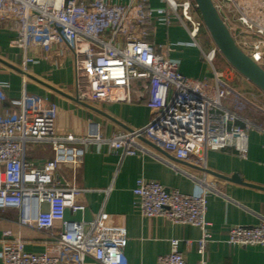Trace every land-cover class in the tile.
<instances>
[{
    "label": "built area",
    "instance_id": "obj_1",
    "mask_svg": "<svg viewBox=\"0 0 264 264\" xmlns=\"http://www.w3.org/2000/svg\"><path fill=\"white\" fill-rule=\"evenodd\" d=\"M162 1L163 8L153 7L151 0H0V28L7 22L13 31L9 46L21 51L23 73L36 61L29 48L64 45L75 53L78 102L115 100L118 90L122 93L118 101H146L152 111L149 122L139 128L124 127L106 137L99 123L92 121L86 136L63 138L56 130L57 104L47 96L28 93L24 85L21 98L12 101L18 109L0 112V210L16 211L21 226L51 237L59 255L30 251L21 234L6 229L0 233L2 264H84L88 256L101 264H129L125 227L106 226L100 215L93 220L66 215L67 209L73 213L85 209L84 189L63 179L58 168L63 163H80L86 147L94 142H109L122 156L151 154L200 167L206 190L199 193H182L140 177L134 195L144 217L199 227L197 264H209L207 199L218 177L209 173L207 153L231 147L239 158L247 159L250 131L264 132V127L243 111L248 103L263 113L264 108L224 79L214 64L220 52L216 46L203 52L213 76L194 79L180 72L179 61L170 56L169 43L151 42L156 22L179 21L193 38L205 24L195 16L198 8L192 0ZM226 2L237 13V44L260 63L264 0ZM244 31L254 38L249 39ZM6 100V85L0 82V105ZM30 147L48 148L51 155L36 164L28 158ZM56 222H61L60 231L54 230ZM179 243L172 239L171 250L159 255L156 264H188ZM228 243L264 246V222L230 227Z\"/></svg>",
    "mask_w": 264,
    "mask_h": 264
},
{
    "label": "crops",
    "instance_id": "obj_2",
    "mask_svg": "<svg viewBox=\"0 0 264 264\" xmlns=\"http://www.w3.org/2000/svg\"><path fill=\"white\" fill-rule=\"evenodd\" d=\"M214 2L220 5V13L229 5L226 0ZM151 4L156 8L165 6L162 0H151ZM151 30V42L157 46L171 45L170 56L179 61L183 75L194 79L213 76L211 65L203 54L213 46L205 35L200 41L193 38L179 21L170 24L156 22ZM236 31L240 33L239 26ZM12 38L13 31L6 22L0 28V82L6 85L7 100L0 105V112L18 109L12 101L21 98L25 85L28 93L47 96L57 104L56 130L63 138L86 136L88 124L92 121L99 123L101 132L109 137L124 127H142L151 119L152 111L146 101H118L122 96L118 90L114 93L115 100L89 104L78 102L75 53L64 45L29 48V54L36 61L28 64L23 73L19 68L23 62L21 51L9 46ZM260 64L264 68V49ZM238 82L242 83L244 93L264 108V92L243 75L238 77ZM253 121L264 127V113ZM50 155L48 148L41 151L30 147L28 150V158L39 165ZM206 161L209 173L218 177L215 187L208 191L207 199L206 217L211 234L207 245L209 264H264V246L228 243L230 227L264 222V132L259 129L250 131L247 159L239 158L231 147H223L209 150ZM58 172L63 179L84 189L81 201L85 209L77 213L67 209V217L93 220L100 215L106 226L125 227L129 237L126 247L129 264H156L159 255L171 250L172 239L180 240L179 248L188 264H197L196 240L202 235L201 229L176 224L163 217L142 216L135 204L134 188L137 180L144 177L182 193H199L206 190V184L198 165L160 159L151 154L122 156L109 142H94L86 147L80 163H63ZM6 229L21 234L30 251L59 255V248L51 237L18 223L16 211L0 210V233ZM61 229V222H56L54 230ZM84 264L101 263L88 256Z\"/></svg>",
    "mask_w": 264,
    "mask_h": 264
},
{
    "label": "water",
    "instance_id": "obj_3",
    "mask_svg": "<svg viewBox=\"0 0 264 264\" xmlns=\"http://www.w3.org/2000/svg\"><path fill=\"white\" fill-rule=\"evenodd\" d=\"M217 48L241 75L264 92V68L236 42L214 0H194Z\"/></svg>",
    "mask_w": 264,
    "mask_h": 264
},
{
    "label": "rangeland",
    "instance_id": "obj_4",
    "mask_svg": "<svg viewBox=\"0 0 264 264\" xmlns=\"http://www.w3.org/2000/svg\"><path fill=\"white\" fill-rule=\"evenodd\" d=\"M194 3L195 1L192 0ZM224 10V11H223ZM195 16L197 17H201L199 10L197 9L196 11H193ZM222 17L224 18V20L226 21L228 27L230 28V30L233 32L234 36L237 35L236 28L238 27V22L236 20L237 18V13L235 11V9L231 6L228 5L227 7H224V9H222ZM203 20V19H202ZM245 36H247L249 39L254 38L253 34L250 33H246L244 31ZM202 35H205L207 37V40H209V43H211V45L213 47L216 46L215 42L213 41V38L211 37L210 32L208 31L207 27L204 24V27L201 29V33L198 35L197 39L200 41ZM217 47V46H216ZM248 50V49H246ZM223 59V61H222ZM225 62V66H223ZM215 67L217 69H220V72H222L224 79L231 84L234 88H236L243 96H245L246 98H248L249 100H251L245 93V89L243 86H241V82H238V77H240L241 74H238L239 72L236 71L231 65L230 63L226 60V58L223 56V54L221 52H218V56L217 59L214 62ZM212 68V67H211ZM213 71V69L211 70ZM252 102L255 103V101L251 100ZM243 113H246V115H248L252 120L256 117L258 119H260V114L263 115V113L258 110V108L251 106L248 104H246V108L243 111ZM260 113V114H259ZM255 121V120H254ZM8 212V211H7Z\"/></svg>",
    "mask_w": 264,
    "mask_h": 264
}]
</instances>
